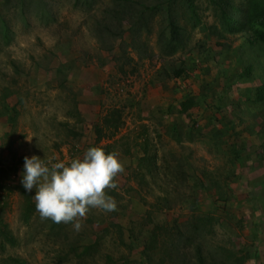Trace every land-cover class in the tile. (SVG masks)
Instances as JSON below:
<instances>
[{
    "label": "rangeland",
    "instance_id": "obj_1",
    "mask_svg": "<svg viewBox=\"0 0 264 264\" xmlns=\"http://www.w3.org/2000/svg\"><path fill=\"white\" fill-rule=\"evenodd\" d=\"M76 1L0 0V228L15 239L0 233V264H264V46L214 31L208 0H197L200 24L175 6L185 42L174 54L169 0H130L141 2L138 35L123 16L132 2ZM112 109L123 125L97 142ZM92 146L122 163L105 190L116 210L90 209L79 231L42 219L20 182L24 157L67 164ZM194 215L214 219L203 263L189 244Z\"/></svg>",
    "mask_w": 264,
    "mask_h": 264
},
{
    "label": "clouds",
    "instance_id": "obj_2",
    "mask_svg": "<svg viewBox=\"0 0 264 264\" xmlns=\"http://www.w3.org/2000/svg\"><path fill=\"white\" fill-rule=\"evenodd\" d=\"M122 172L117 153L92 146L67 164L25 156L20 182L25 191L35 188V208L42 219L71 223L79 231L90 209L116 210V201L105 190L118 188L115 178Z\"/></svg>",
    "mask_w": 264,
    "mask_h": 264
},
{
    "label": "trees",
    "instance_id": "obj_3",
    "mask_svg": "<svg viewBox=\"0 0 264 264\" xmlns=\"http://www.w3.org/2000/svg\"><path fill=\"white\" fill-rule=\"evenodd\" d=\"M121 1L124 4H126V2H132L130 0ZM77 2H80V0H77L76 3ZM169 2L170 7L167 10V19L170 26L171 37L169 43L165 46V49L167 54H174L175 52H178L183 48L185 42L184 33H182V28L179 26L177 21L179 19L176 15L175 6L178 3H182L183 5H185V7L187 6L190 18L195 22V24H200L199 6L197 5V0H169ZM208 2L213 7L214 14L216 15V18L218 19L219 25L221 27L219 28L218 25H215L213 28L214 31L219 32V29H223V31L230 34L249 32L252 39L251 41H255L264 46V0H208ZM140 4L141 2L138 1H136L135 3L132 2L130 4H126V11H124L123 15L125 19H129L130 21L135 22L134 25H132V31L134 35H138L135 29L138 28L142 22L143 11L138 7V5ZM112 12L116 19V23H119V25H121L123 17H121L119 13H116L119 16H115V11L112 10ZM158 12L159 11H157L156 14H158ZM142 24H146V22ZM124 53L126 54L125 51ZM126 59H128L129 61H133L132 57L130 56ZM65 66L66 65H61L58 68V72L63 73V68ZM118 66V69L121 73H126L123 64H119ZM251 70L252 66L248 65L245 68L242 77L249 76L251 74ZM183 71L184 69L182 68L175 69L174 73L176 76H181L183 74ZM257 94L258 102L264 103V85L257 88ZM196 104V101L192 98L183 101L180 105L181 112L187 113L189 110L194 108ZM122 125L123 116L120 110L112 109L111 111H109L103 117L101 123L95 126V131L98 135L97 142L107 137V132L110 137L116 135ZM105 149L103 150L105 151ZM30 206L33 209L34 206ZM32 209H29L28 214L32 212ZM213 221L214 219L210 216L208 217V215H194L188 224L189 226L187 228V232L191 233V238L188 237L187 240H189L190 238L191 241L189 240V244H195L197 259L201 263H203V256L201 255V248L203 246L202 242L206 239L205 235L211 232V229L209 227L213 225ZM182 231L181 229H177V231L172 234L174 239L171 241L172 245L175 248H178L179 251H181L182 239L180 238V235L182 234ZM0 233L2 237L8 242H15V239L12 237L5 225L2 229L0 228ZM174 236L176 237V239ZM153 248H155V246L149 243V245L145 249V254L148 255V257L149 254L153 252ZM86 249L87 250L85 252L89 251V248ZM177 258L178 260L182 259V261H184L183 254H180V256ZM148 260H150V258Z\"/></svg>",
    "mask_w": 264,
    "mask_h": 264
}]
</instances>
